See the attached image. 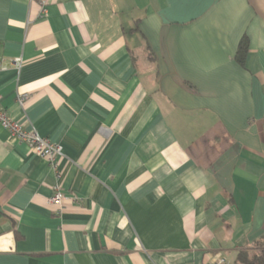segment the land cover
Here are the masks:
<instances>
[{"label": "crops", "instance_id": "crops-1", "mask_svg": "<svg viewBox=\"0 0 264 264\" xmlns=\"http://www.w3.org/2000/svg\"><path fill=\"white\" fill-rule=\"evenodd\" d=\"M47 10L0 0L1 105L63 146L56 171L0 124V264H235L264 236V0Z\"/></svg>", "mask_w": 264, "mask_h": 264}, {"label": "built area", "instance_id": "built-area-1", "mask_svg": "<svg viewBox=\"0 0 264 264\" xmlns=\"http://www.w3.org/2000/svg\"><path fill=\"white\" fill-rule=\"evenodd\" d=\"M40 4L41 15H46L48 10V0H38ZM12 65L20 69L23 65L22 57H17L12 60ZM2 67L0 63V68ZM28 94L18 95V104L23 106L28 98ZM0 124L9 131L11 136L23 143H26L33 152L46 159L49 165L58 170V159L63 155V146L60 143L52 142L49 138L38 133L35 127L27 128L13 117L9 115L7 110L3 108L0 101ZM63 189L60 184H57L53 196L50 198V203L60 208L66 198L63 194ZM205 264H234L229 259L222 255H218L206 262Z\"/></svg>", "mask_w": 264, "mask_h": 264}, {"label": "trees", "instance_id": "trees-1", "mask_svg": "<svg viewBox=\"0 0 264 264\" xmlns=\"http://www.w3.org/2000/svg\"><path fill=\"white\" fill-rule=\"evenodd\" d=\"M248 50V39L243 37L239 43L236 59L243 62ZM235 264H264V236L251 248L242 249L237 255Z\"/></svg>", "mask_w": 264, "mask_h": 264}, {"label": "rangeland", "instance_id": "rangeland-1", "mask_svg": "<svg viewBox=\"0 0 264 264\" xmlns=\"http://www.w3.org/2000/svg\"><path fill=\"white\" fill-rule=\"evenodd\" d=\"M231 262H233L232 260H230Z\"/></svg>", "mask_w": 264, "mask_h": 264}]
</instances>
